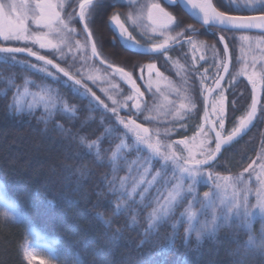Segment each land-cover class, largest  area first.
Here are the masks:
<instances>
[{"label":"snow or ice","instance_id":"snow-or-ice-1","mask_svg":"<svg viewBox=\"0 0 264 264\" xmlns=\"http://www.w3.org/2000/svg\"><path fill=\"white\" fill-rule=\"evenodd\" d=\"M123 2L125 0H113L110 6L115 8L117 3ZM127 3L130 6H136L138 0H127ZM163 4L169 7L179 4L194 19L202 22L206 30L219 28L221 33L251 29L264 30V0H230V4L237 10L258 11L261 13L258 16L230 15L226 11L218 10L212 0H163ZM103 6L104 0H0V64L19 65L30 73L40 75L39 82L25 79L23 85L17 84L10 78L9 87L13 90V96L9 109H14L17 114L22 113L25 105L21 101L25 97H31V102L27 104L28 113L31 114L37 105H42L47 114L45 124L47 119L53 118L57 113L75 119L82 109L77 108L65 98L59 91V87L62 86L69 88L74 97L87 100L88 110L102 112L100 124L108 125L103 128L102 135L91 141H88L86 136H80V143L85 144L88 141L87 154L94 155L98 161H102L104 156L110 153L107 159L108 166L111 168V179L106 176L105 180L110 193L117 198V203L113 205L115 216L132 211L131 224L134 226L139 211L151 209L145 217L146 227L141 244L147 242L149 237L157 235L159 227L164 225L171 229V235L167 237L168 246H174L180 227H184L185 230V243L193 234L197 240L205 235L209 238L215 237L223 225L234 223H238L241 230L251 233L253 222L257 218L264 220V142L257 153L256 160L244 169V172L251 170L255 173L259 183V187L255 190L254 204L249 203V194L253 190L242 174L220 175L213 172L211 168L222 149L230 146L253 124L257 118L258 105L261 112H264V104H261L258 95V86L264 88V56L260 57L259 70L256 67L257 61L253 58L252 71H249L247 60L244 57H238V60H244V66L237 75L247 77L252 85L253 94L248 110L234 122L230 130L225 128L229 117L226 110V97L221 85L224 76L218 73L214 79L215 86L204 87L207 79L205 73L200 77L202 86L200 95L203 96L204 101L203 123L197 125V130L191 138L186 137L173 142L167 139L173 129H166L164 133H161L159 129L153 130L145 126L144 122L150 123L153 118L144 115L147 105L145 104L144 108L141 106L138 98L143 97L144 94L137 86L133 73L108 62L101 51L102 45L93 38L91 25L94 24ZM145 10L147 20L153 26L151 34L162 37L159 42L141 44L126 26H138L144 17ZM108 23L122 44L133 50L139 49L164 57H168L170 48L177 45L182 47L187 44L193 51L197 50L194 37L199 35L198 30L193 25L180 28V21L165 6H162L161 0H149L146 5H140L135 13L122 14L119 11H113ZM77 25L80 27L78 28ZM151 34L147 36L148 41L153 39ZM225 39L224 35L219 36L220 42H225ZM240 39L248 41L251 38L241 36ZM15 44L22 46H13ZM262 44H264V38L257 39L256 47L261 48ZM89 48L90 55H77L86 53ZM41 50H48L56 59L68 64V67H62L56 59L41 54ZM243 51L241 49V52ZM261 51L264 52V48H261ZM228 52V44L224 43L222 52L216 53L221 57L217 66L222 68L224 73L229 71L226 62ZM22 54L28 58H34L39 63L26 58L22 59ZM93 58L99 59L101 64L107 63L111 74L119 76L130 86L131 94L124 101L114 98L109 94L108 89L100 88V91L111 101L109 106L90 87V83L98 85L101 81L102 78L98 74L93 71L81 73L79 69L76 72L70 70L77 60L86 62ZM200 59L204 60L205 57L201 55ZM147 69L151 74L156 69V65L150 63ZM77 75L80 78H77ZM157 75L161 74L157 72ZM235 79L236 76H233V80ZM29 86L36 91H29ZM148 87L151 88V82ZM213 93L215 96L209 103V96ZM127 101H133L130 107ZM198 102V99L188 100L186 97L185 102L181 103L176 110L175 118L178 121L186 120L188 113L198 111ZM125 108H128V111L122 116L120 113ZM132 109H135V112ZM140 116H143V121L138 123L133 117ZM93 119L94 117L88 115L82 123ZM53 123L55 129L72 134L71 129L65 128L63 123L55 120ZM180 127L184 128L186 125L181 123ZM105 141L109 144L107 149L102 147ZM113 143H115L114 148L111 147ZM178 145L183 147H177ZM93 150H95L94 153ZM131 156H134V159H130ZM121 171H125L124 176L119 175ZM200 185L209 190L201 195L198 190ZM153 190H155L154 193ZM0 205L9 210L6 213H0V216H10L17 221L25 219L17 207L5 200L2 195H0ZM99 218L111 228L113 221ZM119 233L120 229L114 230L110 239H117ZM235 243L238 253L257 250L264 253V235L259 238L249 235L246 241H240L237 237ZM31 250L34 252L42 250L52 260L60 259L64 255L51 241L46 242L41 249L32 248ZM24 252L27 256L28 246L24 247ZM77 264H79L78 261Z\"/></svg>","mask_w":264,"mask_h":264},{"label":"trees","instance_id":"trees-1","mask_svg":"<svg viewBox=\"0 0 264 264\" xmlns=\"http://www.w3.org/2000/svg\"><path fill=\"white\" fill-rule=\"evenodd\" d=\"M215 4L219 10L228 13H260L237 10L222 0H216ZM110 5L104 4L91 25L93 38L102 45L101 51L108 62L131 70L136 78L137 67L146 61L145 57L122 48L121 41L111 33L103 15L111 10ZM163 5L180 21V28L194 23L179 4L175 7ZM214 29L212 34H202L201 30L197 37L218 43L222 50L219 36H225L230 31L221 33L219 28ZM225 40L230 52L231 69L232 64L243 54V46L235 38ZM110 47H114V50ZM108 49L113 51L106 52ZM48 57L56 59L54 56ZM21 58L36 62L34 58L23 55ZM56 62L62 67H68V64L59 59ZM80 67L81 62L77 60L70 70L76 72ZM25 75H32L37 81L40 80L39 74L30 73L22 66L0 64V89L10 78L21 84ZM122 88L127 89L124 85ZM59 91L82 111L75 119L57 113L53 118L47 119V124L44 122L47 114L42 106L36 107L31 114L27 108L17 114L14 109H9L12 90L8 89L4 94L0 91V180L4 183L7 197L17 205L26 221L46 235L57 238L62 253L69 257H80L82 264H264V253L259 250L238 253L235 243L237 237L240 241H246L249 235L257 238L264 235V220L259 218L253 222L251 233L241 230L238 223H234L223 225L212 238L205 235L197 240L193 234L187 243L184 227H180L174 246H168L167 237L171 235V229L164 225L159 227L157 235L141 244L146 227L145 217L151 209L139 211L134 226L131 224L132 211L115 216L113 205L117 203V198L110 193L105 180L106 176L111 179L107 159L110 153L102 161L87 154V142L101 136L103 128L108 126L100 124L102 112L88 110V101L74 97L67 87L61 86ZM250 93L243 78L238 79L228 91L226 110L229 119L225 124L226 130H230L236 119L243 115ZM260 100L264 102V94ZM146 101L148 104L152 103L148 94ZM126 112L124 110L120 114L123 116ZM88 115L94 119L82 123ZM53 120L63 123L65 128L71 129L72 134L55 129ZM137 121L143 120L137 118ZM187 133L178 127L170 137L180 140L178 138ZM80 136H86L88 141L81 144ZM263 140L264 125L257 119L242 138L222 150L211 170L220 175L239 174L256 157ZM102 147L107 149L108 142L105 141ZM111 147L114 148L115 143ZM129 158L134 159V156ZM119 175L124 176L125 171H121ZM198 190L204 192L208 189L200 185ZM99 217L113 221L111 228ZM116 229H120V233L117 239L111 240ZM24 239L23 224L0 218V264H27L21 249Z\"/></svg>","mask_w":264,"mask_h":264},{"label":"rangeland","instance_id":"rangeland-1","mask_svg":"<svg viewBox=\"0 0 264 264\" xmlns=\"http://www.w3.org/2000/svg\"><path fill=\"white\" fill-rule=\"evenodd\" d=\"M125 1H127V0H125ZM148 1L149 0H138V4L135 7V11L139 8L140 5H142V4L146 5ZM222 1L230 4V0H222ZM230 5L233 6L234 8H236L234 5H232V4H230ZM249 11H251V10H249ZM145 13H146V10H145ZM150 25H148V27L152 26V25L151 26ZM102 26L103 25H100V27H102ZM148 27H147V31L151 30V28H148ZM241 36H248L251 39L248 41H244V40L240 39ZM134 37L137 41H139L142 44L148 43V42H154V39H152V41H148L147 36H140V37L134 36ZM225 37L228 40L235 38V40L237 42L242 44L244 51H243V54L240 55V57H244V59L247 60L248 66H249V71H252L251 64H252L253 58L256 59V61H257L256 67H257V70H259V68H260V57L264 56V52L261 51V48H264V44L261 45V48H257L256 43H257V39L264 38V35L251 33V32L230 31V32H227L225 34ZM77 38H79V37H77ZM195 41L197 42V40H195ZM121 44H122V42H121ZM205 44H206L205 54H203V51L200 48V46L202 45L200 43L199 45H197L198 51H192L191 53H189V51H188V55L185 54L186 52L184 53V55H182L180 60H183L184 63L176 64V62L173 61L174 62L173 66H176L175 69H184L185 65H186L185 63H187V62H188V66H190L191 63L194 66L198 65V60H201L200 59L201 55H203L205 57V59H209L210 63L215 62V64L218 65L219 59L221 57L218 56L216 53L222 52L221 48L218 46V43H214V42L209 43V42L205 41ZM249 45H251V47H249ZM13 46H22V45L15 44ZM110 48L113 49L114 47L113 48L110 47ZM111 49L110 50L108 49L105 51L109 52V51L114 50V49L113 50H111ZM180 49H182V47ZM180 49L177 48V50H178L177 52H179ZM43 53H47L48 56H53V54L50 53L48 50H41V54H43ZM182 53L183 52L180 50L179 54H182ZM84 54L90 55V48L87 50L86 53H78L77 55L79 56V55H84ZM190 54L195 57L194 61H192L193 58L191 57ZM208 56H209V58H208ZM144 57H145L144 59L146 61L151 60L149 57H146V56H144ZM156 57H157L156 60L166 58L170 62L172 61V58L170 57L169 53H168V57H164L162 55H157ZM80 62H81L82 67H80L79 70L81 73H87L89 71H93L102 78L101 81L98 82V85H92L90 83V87H92L93 91L95 90L96 94L98 96H100L101 99L105 100V103L109 104V106H111V101L108 100L107 96L103 92L100 91V88L108 89L109 94L112 95L117 100H120V101H124L125 98L131 94V89H129L126 85H125L127 87L126 90L122 88V86H123L122 82L120 80H118L116 76H113L111 74V69H108L102 65L100 66V64L95 62L94 58L91 60H88L86 62L85 61H80ZM143 63L140 64L142 66L140 69V77L141 76L143 77V79H141V81H142V84L144 83L143 87L145 88L144 89L146 91L145 93L150 94L152 91H153V93H155V97H154L155 99L152 98L151 104L147 103L146 98H145V100H143V97L138 98L141 102L142 108H144L145 104L147 105V109L144 111V115H148V116L153 118L151 120L150 124H145V126L149 127L150 129H153V130L159 129L161 133H164V131L166 129H173V131L170 133V135L167 137V139L175 142V141H179V140H176L175 138H172L170 136L174 132L175 128L180 127V124L184 123L186 125V127H184V128L180 127V128L184 132H188V133H187V135H184L183 137L181 136V138H178V139L182 140V139H185L186 137L191 138L194 135L195 131L197 130V125L203 123V116H204V105L203 104H204V101H203V96L200 95V91H201V87H202L201 83H199V81L197 82V80H196V84L198 86L197 92L195 94H191L190 92H188L186 94V95H189V97H187L188 100L198 99V101H199L197 104L198 111L190 112L187 114L186 120L178 121L175 118V112L179 108V105L181 103L185 102L186 97L184 95L180 96L179 94H176L177 90L175 87L176 83H175L174 79H169V81H170L169 82L167 80L168 79L167 76L164 75L162 72H160L157 69V67H156V69H154L152 71L151 74L148 72L147 65L150 63L155 64L154 62L149 61V62H146L144 64ZM236 63L232 64L231 69H229V71H228L227 75L225 76L224 81L221 83V85L224 89V94L226 97V107H227V100L229 98L227 93H228V91H230L231 86L234 85L238 81V79H240V78H243L245 80V82L249 88V91H251V93H250L251 97L249 95V101L246 105L247 108L243 112V115H244L246 113V111L248 110L249 105L251 104V98H252V94H253L252 91L253 90H252V85L249 83L247 77L237 75L239 70L244 66V60H238L237 59ZM171 65H172V63H171ZM190 69H192V66L190 67ZM218 69H220V68H218V66L213 67L211 70V73H213V74L218 73L217 72ZM126 70L129 72H132L129 69H126ZM157 72H159L161 75L158 76ZM233 76H236L235 80H233ZM78 77L80 78V76H78ZM171 77L172 76H170V78ZM133 78L136 79L134 73H133ZM25 79L37 81L36 78L32 75L31 76L25 75L23 82ZM9 80L10 79L5 81V85L0 89L1 93L4 94L8 89H10ZM23 82L20 85H23ZM37 82H39V81H37ZM149 82H151V88L148 87ZM178 82H179V80L177 81V86H180V85H178ZM206 83H208V82H206ZM203 86L206 87V84L204 83ZM22 90L23 89H21V91ZM29 91L35 92L36 89L29 86ZM142 93H143V91H142ZM263 94H264V88H261V96ZM174 95H179L180 98L174 99L173 98ZM12 96H13V90H12ZM150 96H151V94H150ZM214 96H215V93L213 94L211 100L214 98ZM211 100H210V102H211ZM11 101H12V99H11ZM29 102H31V97H25L21 101V103H23L25 105V108H27V104ZM132 103H133V101H127V104L129 105V107ZM261 104H264V102H261ZM38 106H42V105H37V107ZM124 110L128 111V108H125ZM124 110H122V111H124ZM132 111L135 112V109H132ZM209 111H211L210 107H209ZM137 118H140L143 120V116H140ZM238 118L236 119V121L238 120ZM257 119L264 125V112H261L259 105H258V111H257V118L255 120H257ZM194 120H196V121L194 122ZM138 123H140V122H138ZM189 125H191V127H192V129H190V130H188ZM211 135H212V133H211ZM263 142H264V140H263ZM177 147L182 148L183 146L178 145ZM260 149L258 150V152L260 151ZM256 158H257V155L253 160H256ZM252 161L249 164H251ZM248 165H247V167H248ZM256 171L258 172L259 170L257 169ZM241 174L243 175L244 180H246L248 182L249 187L252 188V190H253L249 194V203L254 204L255 203V190L259 187V183L255 178V173H252L251 170L249 172H244V170H243L239 174L232 175V176H237V175H241ZM228 175H230V174H228ZM202 193L203 192H200L201 195H202ZM0 195H2L5 200H8L9 202H11L12 204H14L17 207V205L7 197V195L5 193L4 183L1 180H0ZM17 210L20 211L18 207H17ZM8 211H9L8 208L4 207L3 205H0V213H6ZM21 215L23 216L22 213H21ZM0 218H4V219L10 220V221L15 222V223H20V224H23L25 226V239L22 243L21 249H22L23 258L27 264H77V261L79 262V264H82L81 259L78 256L69 257V256L64 254L61 256L60 259L52 260L49 258L47 253L42 251V250L41 251H35V252L32 251L31 250L32 248L41 249L42 246L46 242H49V241L54 242L55 246L59 250V247H58L59 241L57 238L50 237V236L46 235L45 233L41 232V230H39L37 227L28 223L26 221V219L17 221V220L11 219L10 216L9 217L0 216ZM25 246L29 247V252H28L27 256L25 255V252H24Z\"/></svg>","mask_w":264,"mask_h":264},{"label":"flooded vegetation","instance_id":"flooded-vegetation-1","mask_svg":"<svg viewBox=\"0 0 264 264\" xmlns=\"http://www.w3.org/2000/svg\"><path fill=\"white\" fill-rule=\"evenodd\" d=\"M149 2V1H148ZM147 2V3H148ZM215 2H216V0H215ZM215 2H214V0H213V3H214V5L216 6V4H215ZM105 3H109V4H111L112 5V3H113V0H104V4ZM161 3H163V0H161ZM138 4V3H137ZM163 6V5H162ZM135 7L136 6H130L129 5V3H127V1H125V2H123V3H117L116 4V6H115V8H111V10H109V11H106V13L105 14H103V15H105V18H106V21L108 22V19H109V16L111 15V13L113 12V11H119L120 13H122V14H127V13H129V12H133V13H135ZM217 7V6H216ZM167 10H168V8H167ZM169 11V10H168ZM122 19H123V16H122ZM193 20V19H192ZM193 22L194 23H196L197 25V27H195V24L193 23V24H190V25H193L197 30H198V33L200 34V31L201 30H203V33L202 34H212L213 33V31H215V29L214 28H211L210 30H206V28H205V26H203V25H201L200 23H197L196 21H194L193 20ZM151 24V22L150 21H148L147 20V16H146V13L144 14V17L141 19V21H140V23H139V25L138 26H132V25H126V26H128L129 27V31L132 33V35L133 36H148L149 34H151V30H148L147 31V27H148V25H150ZM108 26H109V23H108ZM151 26V25H150ZM78 27V26H77ZM79 27H80V25H79ZM148 28H152V26L151 27H148ZM109 30L111 31V33H113L114 35H115V33L113 32V30L111 29V27L109 26ZM94 32V31H93ZM152 36H153V39H154V42H159V41H161L162 39V37L161 36H158V34H151ZM116 36V35H115ZM198 35H196L195 37H194V40H197V45H199L200 43L202 44L201 46H200V48L202 49V51H203V54H205V51H206V44H205V41L206 40H204V38L203 37H197ZM119 39V38H118ZM120 40V39H119ZM121 41V40H120ZM210 43V42H209ZM142 44V43H141ZM144 44V43H143ZM122 48H124V49H128V50H130V51H132L133 53H135V54H137V55H141V56H146V57H149L151 60H148V61H145L144 63H146V62H149V61H152V62H154L155 64H156V67H157V69L160 71V72H162L164 75H166L167 76V80L169 81V79H174V81H175V83H176V85H175V87H176V94H179L180 96H185V97H189V95H186L188 92H190L191 94H195L196 92H197V88H198V86H197V84H196V80H197V82L199 81V83H201V79H200V77L202 76V75H204L205 74V72H206V75H207V79L205 80V84H206V87H208V86H212L213 87V85H214V79H215V77H216V75L219 73H221V70H222V68H220V69H218V73H215V74H213V73H211V70H212V68L213 67H216L217 65L215 64V62L214 63H210V60L209 59H204V60H198V65H192V63H191V65L190 66H188V62L187 63H185L186 65H185V68L184 69H175L176 68V66H173V64H174V62L173 61H175L176 62V64H179V63H184V61L183 60H180V58L182 57V55H184V53L186 54V55H188V51H189V53H191L193 50H192V47L190 46V45H187V44H184L183 46H182V49H180L181 48V46H173V47H171L170 48V50H169V55H170V57L172 58V61L170 62L168 59H160V60H156L157 59V55L158 54H155V53H153V54H141V53H137L136 51H134L133 49H130V48H128V47H125L123 44H122ZM177 48L178 49H180L183 53L182 54H179V52H180V50H179V52H177L178 50H177ZM196 51H198V50H196ZM191 55V54H190ZM191 57L193 58L192 59V61H194L195 60V57L194 56H192L191 55ZM177 58V59H176ZM208 58H209V56H208ZM143 63V64H144ZM171 63H172V65H171ZM136 64V63H135ZM190 64V63H189ZM192 66V69H190V67ZM141 65L139 66V67H137V70H136V82H137V86H139L140 87V90H141V92L143 91V100H145V98H146V96H147V94L148 95H150L151 94V99L152 98H154L155 97V93H153V91L149 94V93H145L146 91L144 90L145 88L143 87V84H142V81H141V79H139V77H140V69H141ZM229 69H230V67H229ZM126 70V69H125ZM127 71V70H126ZM227 75V74H226ZM170 76H172L171 78H170ZM179 80V82H178V85H180V86H177V81ZM224 81V80H223ZM222 81V82H223ZM170 82V81H169ZM206 82H208V83H206ZM236 84V83H235ZM234 84V85H235ZM122 85H124V84H122ZM195 85V86H194ZM234 85H232L231 86V88L234 86ZM125 86V85H124ZM126 87V86H125ZM129 89H131L130 88V86H127ZM252 93H253V91H252ZM214 94V93H213ZM213 94L210 96V100H211V98H212V96H213ZM179 95H174L173 96V98L174 99H179L180 98V96ZM155 99V98H154ZM210 100H209V102H210ZM204 105V104H203ZM196 120H194V122H195ZM190 129H192V127H191V125H189V129L188 130H190Z\"/></svg>","mask_w":264,"mask_h":264},{"label":"water","instance_id":"water-1","mask_svg":"<svg viewBox=\"0 0 264 264\" xmlns=\"http://www.w3.org/2000/svg\"><path fill=\"white\" fill-rule=\"evenodd\" d=\"M212 2H213V0H212ZM180 6V5H179ZM181 7V6H180ZM181 9L189 16V17H191L194 21H196L197 23H200L201 25H202V22H199V21H197L196 19H194L183 7H181ZM218 9V8H217ZM219 10V9H218ZM221 11V10H220ZM228 14H230V15H237V16H240V15H243V16H258V15H260L261 13H249V14H241V13H228ZM239 32H251V33H259V34H264V30H261V29H251V30H246V31H239ZM224 43H227L226 42V40H225V42H222V46L224 47ZM229 49V48H228ZM134 51H136L137 53H141V54H153V53H151V52H143V51H141V50H139V49H136V50H134ZM23 56H26V55H24V54H22ZM99 64H101L100 63V60L99 59H95ZM226 62L228 63V68L230 67V52H228V59L226 60ZM101 65H103L104 67H107V63H105V64H101ZM117 67V66H116ZM108 68V67H107ZM226 74L227 73H224L223 72V69L221 70V73H220V75H223L224 76V78H225V76H226ZM62 75V74H61ZM117 77V79L118 80H120L124 85H126V86H129L127 83H125L122 79H120V77L119 76H116ZM223 81V80H222ZM222 81H221V83H222ZM215 85H213V87H214ZM258 95H259V97L261 98V87L260 86H258ZM209 100H210V96H209ZM254 122H255V120H254ZM254 122H253V124H254ZM252 124V125H253ZM252 125L249 127V129L244 133V134H242L240 137H238L234 142H236L237 140H239L240 138H242L250 129H251V127H252ZM212 135H214V133H212ZM234 142H232V143H234ZM231 143V144H232ZM224 149V148H223ZM222 149V150H223ZM222 152V151H221ZM221 154V153H220ZM220 154H218V156H217V159H218V157H219V155Z\"/></svg>","mask_w":264,"mask_h":264}]
</instances>
